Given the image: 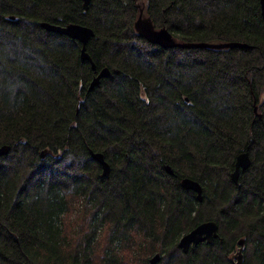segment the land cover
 I'll use <instances>...</instances> for the list:
<instances>
[{
	"label": "trees",
	"instance_id": "1",
	"mask_svg": "<svg viewBox=\"0 0 264 264\" xmlns=\"http://www.w3.org/2000/svg\"><path fill=\"white\" fill-rule=\"evenodd\" d=\"M140 16L177 43L240 46L164 48L135 30ZM41 22L91 28L86 52L111 75L88 91L80 43ZM2 145L0 264H233L239 239L242 264H264L259 0H0ZM206 221L219 238L183 252Z\"/></svg>",
	"mask_w": 264,
	"mask_h": 264
},
{
	"label": "water",
	"instance_id": "2",
	"mask_svg": "<svg viewBox=\"0 0 264 264\" xmlns=\"http://www.w3.org/2000/svg\"><path fill=\"white\" fill-rule=\"evenodd\" d=\"M82 2V8L84 10H87L90 0H81ZM260 4V13L261 17L264 23V0H259ZM40 26L43 27L46 31L62 34L65 35L71 39L77 40L80 45V60L88 61L90 64L91 69L93 70L96 75L92 78L90 81L87 90L90 91L94 87L98 86L100 84L101 79L106 78L111 75V72L108 68L104 67L100 69L98 72L96 71L95 64L92 62L90 56L86 52V45L89 39L94 35V32L91 28L87 26H83L76 23H68L66 25H57L52 24L49 22H41ZM135 30L140 33L142 36L148 39V41L157 44L164 48H171V47H181V48H193V47H239L240 44L238 43H222V44H205V43H177L175 42V38L165 29L164 27L156 30L149 21L148 18H141V16L137 19V21L134 23ZM243 45V44H241ZM254 112L258 117L261 115L257 112V107L254 105ZM9 151V147L7 145L0 146V157L3 155H6ZM91 158L100 164L101 166V176L106 177L109 174L110 166L108 162L105 160L102 153L99 152H93L92 150L89 151ZM40 156L44 157V151L40 152ZM250 157L248 151H244L242 153H239L234 162V169L230 174V178L233 181V183H237L239 171L245 170L250 165ZM164 170L172 174L173 171L169 166H164ZM180 184L183 188L187 190H191L196 194V199L198 201L202 200V188L201 185L190 178H183L180 181ZM219 238L218 236V227L217 224L214 221H206L203 223L198 224L195 226L192 230L189 232L183 234L178 241V247L183 251L186 252L191 245H197L201 242H207L212 243L215 239ZM243 244L244 240L239 239L237 241V245H239V250L237 252L236 260L237 262L234 264H242V250H243ZM160 260V255L155 254L150 260L149 264H156ZM233 259L231 260V262Z\"/></svg>",
	"mask_w": 264,
	"mask_h": 264
},
{
	"label": "rangeland",
	"instance_id": "3",
	"mask_svg": "<svg viewBox=\"0 0 264 264\" xmlns=\"http://www.w3.org/2000/svg\"><path fill=\"white\" fill-rule=\"evenodd\" d=\"M144 16H145V15H144ZM239 248H241V247H239V245H237V247H236V248L234 249V251L230 254V256H235V255L237 254ZM242 252H243V251H242ZM232 262H233V264H234L235 261H232Z\"/></svg>",
	"mask_w": 264,
	"mask_h": 264
},
{
	"label": "flooded vegetation",
	"instance_id": "4",
	"mask_svg": "<svg viewBox=\"0 0 264 264\" xmlns=\"http://www.w3.org/2000/svg\"><path fill=\"white\" fill-rule=\"evenodd\" d=\"M233 259V261H235L234 263H236L237 262V260H236V256H230L229 257V260L231 261ZM242 259H243V255H242ZM233 263V262H232Z\"/></svg>",
	"mask_w": 264,
	"mask_h": 264
}]
</instances>
